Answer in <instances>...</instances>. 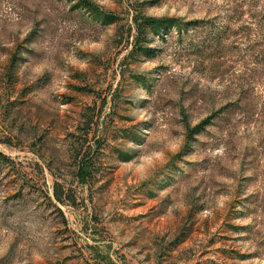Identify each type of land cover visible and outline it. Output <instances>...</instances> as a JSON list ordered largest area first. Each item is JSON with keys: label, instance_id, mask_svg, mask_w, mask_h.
<instances>
[{"label": "rangeland", "instance_id": "374dc122", "mask_svg": "<svg viewBox=\"0 0 264 264\" xmlns=\"http://www.w3.org/2000/svg\"><path fill=\"white\" fill-rule=\"evenodd\" d=\"M0 264H264V0H0Z\"/></svg>", "mask_w": 264, "mask_h": 264}, {"label": "trees", "instance_id": "16d2710c", "mask_svg": "<svg viewBox=\"0 0 264 264\" xmlns=\"http://www.w3.org/2000/svg\"><path fill=\"white\" fill-rule=\"evenodd\" d=\"M161 25H163L162 22L156 21L155 19H147L144 18L140 24H138V35L136 37L135 47H134V53L135 55H141L146 54L148 50H151L152 48L147 47L149 41V34L152 32L158 31L161 29ZM152 51V50H151ZM88 110V111H87ZM90 109H85L81 112L79 119L81 122H83L85 131L87 136L89 135L90 130L93 127V124L96 122V118L99 117V110H96L94 108L92 111H89ZM87 139V138H86ZM87 141V140H86ZM88 143V141L86 142ZM77 162L82 164L80 168V175L82 176H92V160H90L87 156H81V154H78L76 157ZM87 165V169L85 170V166ZM55 197L58 200V202L64 203L65 201H71L70 191L65 189L64 186L60 182H56L55 184Z\"/></svg>", "mask_w": 264, "mask_h": 264}]
</instances>
